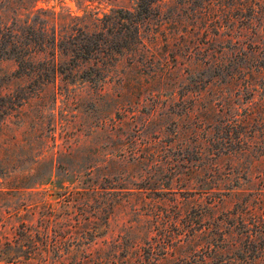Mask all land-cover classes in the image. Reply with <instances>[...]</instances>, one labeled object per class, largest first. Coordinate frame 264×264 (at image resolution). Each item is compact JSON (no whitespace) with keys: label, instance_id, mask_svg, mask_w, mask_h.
I'll use <instances>...</instances> for the list:
<instances>
[{"label":"rangeland","instance_id":"1","mask_svg":"<svg viewBox=\"0 0 264 264\" xmlns=\"http://www.w3.org/2000/svg\"><path fill=\"white\" fill-rule=\"evenodd\" d=\"M10 258L264 264V0H0Z\"/></svg>","mask_w":264,"mask_h":264},{"label":"trees","instance_id":"2","mask_svg":"<svg viewBox=\"0 0 264 264\" xmlns=\"http://www.w3.org/2000/svg\"><path fill=\"white\" fill-rule=\"evenodd\" d=\"M72 37H73V35H72ZM38 44V43H37ZM38 46H39V44H38ZM57 47L58 48H60V46L59 45H57V43H55V45H54V48H55V50L57 49ZM42 48H44L43 46H39V50H41ZM61 50L62 51H64V50H66L67 51V53H70L71 52V56H73V57H77V56H79V57H81V58H86L85 57V55L84 54H79V51L78 50H75V49H68V48H66V47H61ZM18 63H19V68H20V70H19V73L22 71L23 73H24V61L22 62V61H18ZM13 260H15V258H10V259H8V261H7V263L8 264H11V263H16L15 261H13ZM27 260H30V258H28Z\"/></svg>","mask_w":264,"mask_h":264}]
</instances>
